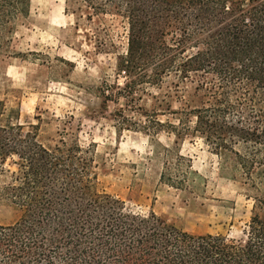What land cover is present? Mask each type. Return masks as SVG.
<instances>
[{"label":"trees","instance_id":"trees-1","mask_svg":"<svg viewBox=\"0 0 264 264\" xmlns=\"http://www.w3.org/2000/svg\"><path fill=\"white\" fill-rule=\"evenodd\" d=\"M29 1L0 0V55H10L13 23L28 14ZM63 4L77 20L119 24L126 47L115 68L126 82L117 93L128 103L168 79L175 90L193 86L196 104L182 101L171 110L157 99L175 119L152 121L153 133L166 129L175 139L162 150L159 184L185 194L204 185L178 148L197 137L217 158L220 176L254 190L247 198L264 208V0ZM17 119L0 101V203L18 212L13 223L0 225V264H264V217L253 214L235 240L188 233L153 212L140 215L97 191L92 147L63 139L46 146ZM8 162L11 171L4 169Z\"/></svg>","mask_w":264,"mask_h":264},{"label":"rangeland","instance_id":"rangeland-1","mask_svg":"<svg viewBox=\"0 0 264 264\" xmlns=\"http://www.w3.org/2000/svg\"><path fill=\"white\" fill-rule=\"evenodd\" d=\"M63 2L30 0L28 14L13 23L10 55H0V101L17 112L16 123L46 146L63 139L92 147L100 166L97 191L124 200L135 213L153 212L191 234L242 239L249 219L264 217V208H254L247 198L254 190L220 176L217 158L199 138L188 136L178 148L204 185L185 194L159 184L162 150L175 139L166 129L153 133L152 121L175 119L157 99L177 110L182 101H193V86L175 90L168 79L128 103L117 93L126 82L115 68L126 47L119 24L109 18L77 20L64 14ZM4 169L13 166L8 162ZM17 217L10 204L0 203V225Z\"/></svg>","mask_w":264,"mask_h":264}]
</instances>
